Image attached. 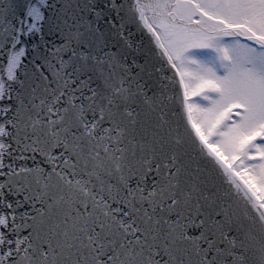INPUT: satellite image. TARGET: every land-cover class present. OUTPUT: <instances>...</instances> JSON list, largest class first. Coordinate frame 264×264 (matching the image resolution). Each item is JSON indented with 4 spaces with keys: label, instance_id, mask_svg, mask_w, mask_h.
Wrapping results in <instances>:
<instances>
[{
    "label": "snow or ice",
    "instance_id": "obj_1",
    "mask_svg": "<svg viewBox=\"0 0 264 264\" xmlns=\"http://www.w3.org/2000/svg\"><path fill=\"white\" fill-rule=\"evenodd\" d=\"M0 264H264V0H0Z\"/></svg>",
    "mask_w": 264,
    "mask_h": 264
}]
</instances>
